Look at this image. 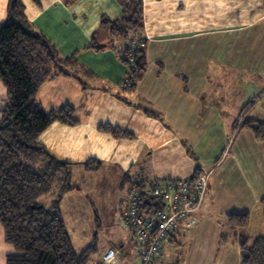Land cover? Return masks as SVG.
I'll list each match as a JSON object with an SVG mask.
<instances>
[{
  "label": "crops",
  "instance_id": "0c3cea01",
  "mask_svg": "<svg viewBox=\"0 0 264 264\" xmlns=\"http://www.w3.org/2000/svg\"><path fill=\"white\" fill-rule=\"evenodd\" d=\"M142 2L148 63L130 89L122 87L129 68L107 46L109 34L97 36L101 48L91 43L103 15H121L117 0L71 6L22 0L28 19L60 56L75 55L87 71L53 77L40 87L36 100L43 108L69 105L76 123L55 121L38 141L51 156L74 164L72 181L87 184L90 178L115 180L130 188L138 180H186L196 167L211 169L195 226L177 224L159 264H243L241 232L230 228L228 216L248 214L243 233L250 241L264 236V137L241 122L250 117L264 124V0ZM7 9L8 0H0V24L8 20ZM6 97L0 80V109ZM104 125L132 137H116ZM92 159L100 166L88 171L84 163ZM73 191L61 202L66 228L65 212L74 209L64 200ZM124 247L121 241L118 248ZM12 253L0 223V264ZM139 263L137 252L123 264Z\"/></svg>",
  "mask_w": 264,
  "mask_h": 264
},
{
  "label": "trees",
  "instance_id": "16d2710c",
  "mask_svg": "<svg viewBox=\"0 0 264 264\" xmlns=\"http://www.w3.org/2000/svg\"><path fill=\"white\" fill-rule=\"evenodd\" d=\"M63 1L71 6L78 0ZM117 2L122 8L121 15L114 20L103 15L91 43L98 48V34L101 31L109 34L107 46L114 48L128 66L129 81L124 85L132 89L135 84L131 81L140 79L148 63L143 2ZM7 15L8 20L0 24V80L7 89L5 105L0 109V223L14 253L7 256L6 264H87L94 248L89 246L76 252L61 210L64 195L76 188L72 184L74 164L51 156L38 141L40 133L55 121L76 123L74 110L64 105L46 111L36 100L38 90L49 79L61 75L77 77L86 70L75 55L60 56L28 19L22 0H8ZM128 83L131 85L126 86ZM144 109L149 115L162 118L156 109ZM241 122L253 128L257 138L264 137V124L260 121L245 117ZM100 128L116 137H132L128 131L110 125ZM84 164L88 171L100 166L93 159ZM198 175L196 167L187 181L193 184ZM151 182L156 180L134 181L130 188L142 190ZM248 219V214H230L229 226L241 232L243 264H264V236L250 241L243 233Z\"/></svg>",
  "mask_w": 264,
  "mask_h": 264
},
{
  "label": "built area",
  "instance_id": "2783aa9c",
  "mask_svg": "<svg viewBox=\"0 0 264 264\" xmlns=\"http://www.w3.org/2000/svg\"><path fill=\"white\" fill-rule=\"evenodd\" d=\"M198 168L199 175L193 184L187 179H171L151 182L142 190L133 187L127 192L122 220L133 234L140 264H159L178 222L188 229L196 224L192 215L204 202L212 172L204 166ZM121 252L118 247L109 248L103 263H118Z\"/></svg>",
  "mask_w": 264,
  "mask_h": 264
},
{
  "label": "rangeland",
  "instance_id": "374dc122",
  "mask_svg": "<svg viewBox=\"0 0 264 264\" xmlns=\"http://www.w3.org/2000/svg\"><path fill=\"white\" fill-rule=\"evenodd\" d=\"M98 36L104 34L100 33ZM88 180L87 184L74 178L72 184L78 190L73 189V193L67 195L64 200L68 210L74 209L65 212L67 229L74 249L81 252L93 246L94 250L89 254L87 264H104L102 258L105 252L109 248L118 247L122 241L125 247L121 248V260L116 264L131 262L137 257L138 249L131 230L122 220L125 210L122 198L130 190V185L119 186L115 180H96L94 183L91 178ZM194 226L195 224L191 228ZM166 254L165 252V258ZM165 258L162 257L161 261Z\"/></svg>",
  "mask_w": 264,
  "mask_h": 264
},
{
  "label": "water",
  "instance_id": "95a60500",
  "mask_svg": "<svg viewBox=\"0 0 264 264\" xmlns=\"http://www.w3.org/2000/svg\"><path fill=\"white\" fill-rule=\"evenodd\" d=\"M97 47H98V48H101L102 46H101V44H98Z\"/></svg>",
  "mask_w": 264,
  "mask_h": 264
},
{
  "label": "bare ground",
  "instance_id": "6f19581e",
  "mask_svg": "<svg viewBox=\"0 0 264 264\" xmlns=\"http://www.w3.org/2000/svg\"><path fill=\"white\" fill-rule=\"evenodd\" d=\"M126 86H127V84H126ZM122 87H125V85H124V84H122Z\"/></svg>",
  "mask_w": 264,
  "mask_h": 264
}]
</instances>
